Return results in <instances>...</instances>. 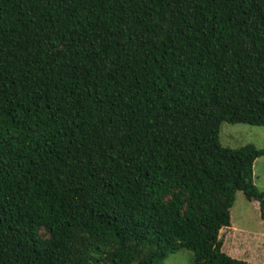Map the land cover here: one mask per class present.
Wrapping results in <instances>:
<instances>
[{
  "label": "trees",
  "instance_id": "trees-1",
  "mask_svg": "<svg viewBox=\"0 0 264 264\" xmlns=\"http://www.w3.org/2000/svg\"><path fill=\"white\" fill-rule=\"evenodd\" d=\"M224 121L264 126V0H0V264H257Z\"/></svg>",
  "mask_w": 264,
  "mask_h": 264
},
{
  "label": "rangeland",
  "instance_id": "rangeland-1",
  "mask_svg": "<svg viewBox=\"0 0 264 264\" xmlns=\"http://www.w3.org/2000/svg\"><path fill=\"white\" fill-rule=\"evenodd\" d=\"M220 142L224 146L238 148L247 143H254L257 147H264V126L247 123L222 122ZM256 184L264 189V156L257 159L254 167ZM233 222L237 228L250 232V245H240L244 257L253 259L257 264L264 257V220L260 218V211L254 202H250L242 191H237L236 201L231 210ZM249 228V229H248ZM255 229V230H250ZM193 252L181 248L171 253L164 264H192Z\"/></svg>",
  "mask_w": 264,
  "mask_h": 264
},
{
  "label": "crops",
  "instance_id": "crops-1",
  "mask_svg": "<svg viewBox=\"0 0 264 264\" xmlns=\"http://www.w3.org/2000/svg\"><path fill=\"white\" fill-rule=\"evenodd\" d=\"M249 229V228H248ZM251 229V228H250ZM251 230H254V229H251Z\"/></svg>",
  "mask_w": 264,
  "mask_h": 264
}]
</instances>
